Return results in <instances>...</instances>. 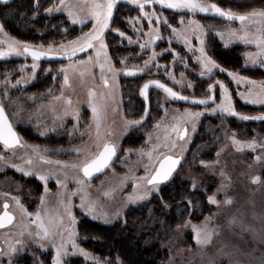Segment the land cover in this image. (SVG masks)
I'll list each match as a JSON object with an SVG mask.
<instances>
[{"label":"rangeland","instance_id":"obj_1","mask_svg":"<svg viewBox=\"0 0 264 264\" xmlns=\"http://www.w3.org/2000/svg\"><path fill=\"white\" fill-rule=\"evenodd\" d=\"M210 1L213 0H204L205 3ZM221 1L225 4L238 2L237 0ZM68 2L74 6V10L81 17L87 14L90 0H68ZM123 2L138 7L132 0H117L113 15L117 7ZM54 3L58 4L59 0H54L47 8ZM227 4L226 8L228 7V10L239 14L250 13L254 9H264V4L252 6L245 10H236ZM158 6L161 5L159 3L147 4L144 12L151 13L155 11L166 17L167 12L158 10L160 8ZM52 13L62 15L61 22H63V25L61 29L69 30L71 26L74 27L70 34L63 35L61 32L58 34L59 36L61 35L59 38L55 37L56 39L45 44L41 42L34 43L20 38L18 35L10 33L7 29H4V31L9 37L30 43L36 47L43 46L44 49H47L50 44L53 47H58L60 43L66 44L68 41L82 35L83 32L89 31L92 27L90 20H86L83 25L79 23L73 24L66 11H54ZM187 15L185 14L184 17ZM141 16H144V14L138 7L136 13H133L129 18L130 24H127L131 29L128 30L129 32L132 29H140L144 26L142 31H145L146 36H148L147 33L150 29L155 28L162 31L163 35L166 36L167 33L171 36L172 27L181 29L187 26V22H184V24H181V21L178 22V16L175 13L167 15L168 19L172 18V22H168L167 25L163 23L157 24L154 21L155 17H153V23L150 25L148 18L146 17L147 19L143 21ZM191 20L199 21L200 24L205 26L203 39L205 40L206 52L209 56L211 55L210 51L212 52L213 50L211 48V39L213 37H217L223 42L222 46L228 48V50L235 46L238 50L236 55L239 54V56L234 57L231 53H223L224 50L220 51V49L215 47V54L222 52L221 55L224 57L222 59H225L227 55L229 61L227 69L223 68L226 71H218L216 73L217 77L213 79H208L210 75H205L206 77L200 76L199 73L202 69L199 71L197 65H194L196 69L193 66L191 70L177 69L173 66L163 71H161L162 69L148 70L145 75L159 77L162 76L160 73L164 72L168 82L175 84L186 93L199 94L201 96L207 94L206 91H208L210 84L215 86V83L222 79L221 82L228 88L231 95L235 112L240 115L245 114L242 113V109L246 108V105L264 109V104H253L250 100H246L239 95V93L247 94L250 89L259 91L261 88L259 82L264 81V64L259 62L253 64L251 59L245 55V53L249 52H258V48L254 44L246 45L243 41L236 39L226 43L227 35L222 40L216 34L220 31L227 34L229 27L239 29L240 22L223 20L201 21L196 17V13L193 14ZM14 21L16 22L17 20ZM111 21L110 29L106 30L105 33V42L113 66L120 69L123 66L122 63H124L122 62L124 60L123 55L128 53L130 49L128 48L126 52L122 50L121 53L115 52L114 54L117 57H114V54L111 53L110 39L114 37V34L118 38L120 37L117 32L111 30L113 29ZM168 25H171V27ZM208 26H211V29ZM114 29L125 32L124 27H114ZM251 30L255 31L254 28ZM197 35L198 33H193L190 36V44L193 51L199 56L200 42L197 39ZM173 37L177 39L175 35ZM5 38L3 34H0V39ZM149 39L150 37L148 36L147 41ZM177 40L183 42L180 38ZM3 47L6 49L7 46L3 45ZM187 47L189 50V45ZM177 51H181V48L178 47ZM153 52L161 53V51L157 52V50L152 49V54ZM186 52L189 55L192 54L193 58L197 57L196 54L192 53V50ZM89 56L95 58V49H91L84 56L81 55L78 58L58 62L57 64H37L35 70L32 69V64L36 62L23 56L24 59H17L14 63L7 65L8 69L2 72V74L7 75H3L1 78L2 80L6 77V82H4L6 84L0 88V91L16 122L33 120L32 117L35 113L40 112L44 115V112L51 110L52 101H26L29 97L31 100H35L34 94L36 96L47 94L49 96L57 95V98L63 97L58 102L60 111L57 114L62 115L61 118H56V122H59L66 115H69L62 114L67 109L66 99L69 100V98L64 99V95L68 94L72 95L76 101L70 115L73 116L74 120H78L79 123L77 125H80V129L77 127L76 129L78 130L74 132H84V137L82 140L73 143L72 147L67 150L55 149V151L46 145L36 143V141L28 137L29 145L25 151L19 150L17 153L0 152V155L4 157V159L0 160V209L2 208L1 201L8 200L11 203V209L17 214L16 223L14 222L11 227L9 226L10 228L0 231V243H2L1 240H4L0 264H12V260L17 254L33 250L34 247L40 248L41 245H44L41 247L43 251L51 250L54 257L56 256V250L53 244L60 245L63 241H67L64 249L67 255L74 252L75 249H81L78 246L77 224L74 229H70L69 218L65 210V205H67L69 198L71 200V212L76 218V223H80L85 216L105 223H112L125 214L130 206L140 201L139 198L129 199L130 196H140L150 189L146 181L141 178L146 175L149 176L157 164L156 158H161L167 153L183 155L184 160L174 174H176L178 179L185 178L189 181L190 187L195 183L196 193L201 191L206 197L208 210L202 220L191 221L188 224H176L174 233L167 237L165 241L169 247L164 261L165 264H264V130L253 127V131L247 133L245 132L246 130H239L235 125H232L229 118L231 116L235 117V115H230L219 109L213 112L212 109H215L216 105L221 101L222 89L212 106L202 105L197 107L182 105L180 100L172 97H162V93L157 91L154 96H157L158 99L153 101L151 117L145 122L142 121L143 124L132 125L135 126V131L128 135L126 122L139 120L142 115V104L138 100V80H123L122 72H119L113 78L112 73L105 70L103 75L108 80V85L105 86L104 80L101 78L102 70L99 64H96L95 61L93 64L81 65L78 63L79 61H87ZM176 56L172 60L170 56L164 55L160 62L164 63L168 61L166 59H169V61L175 62L176 66H180L182 64L179 60L181 57ZM15 57L21 58L22 56ZM148 58L146 56L143 60L126 61L124 65H144V61L148 60ZM238 58H240L241 62ZM259 59H264V57ZM196 60L195 62L198 63ZM100 62H104L103 56L100 57ZM217 63L220 65V62ZM69 64H76V68H67ZM221 64L223 65L224 63ZM62 67L67 68V83H65V72L61 71ZM169 72L175 76L176 80L182 79L183 82L175 83L168 76ZM228 72L238 73L239 76L247 77L257 83L255 85L247 82L238 84L228 75ZM181 73H183V78ZM17 81L21 82L17 83ZM189 82L193 85L192 87L187 86ZM40 83L48 85L47 90L43 91L44 93L42 92L43 86L41 92L30 91L35 89V86ZM53 86L56 87L53 88ZM25 88L30 89L27 94L24 92ZM91 90L94 91L91 92L93 95H90ZM92 105L97 106L101 112L99 138L97 137L96 121L93 119ZM88 106L91 113L85 108ZM186 109L191 112H201L202 114L205 112V118L200 116L190 119L185 112ZM258 114L264 115V111ZM193 123H195V131H193ZM186 124L190 127V136L184 140H179L173 128H179L181 131L182 126ZM133 134L137 136L134 138L135 140L132 138ZM126 137H130L128 142L125 141L127 144L123 141L126 140ZM233 137L241 143L239 145L235 144ZM108 140L119 142V157L100 176L86 179L82 176L79 166L98 152L97 144L102 145ZM253 140L256 141L255 148H248L247 143ZM172 141H175L177 145L174 149L171 148ZM165 143L169 145L167 148L163 147ZM149 152L153 155L152 162L149 161L147 155ZM142 153L144 154L142 155ZM256 157H260V159L257 160ZM29 159L32 161L31 164L27 163ZM201 161L204 162L203 165ZM13 164L19 165L25 171L33 173V175H24L16 168L11 167ZM73 165H77V167L74 168ZM145 165H148L147 172L145 171ZM39 175L48 177L46 183L47 192L45 191V182L39 180ZM256 176H259L260 180L254 182L253 177ZM76 179L84 180V183L77 184ZM57 180L63 181V186L58 184ZM134 185H139V187H134ZM152 192L153 190L151 194ZM4 193L8 195L5 196ZM73 193L75 194L73 195ZM196 193L194 192V195ZM213 195H215L218 204L209 202L208 197ZM42 196L44 197L43 204L40 202ZM12 197H19L27 212L33 215L31 217L27 216L17 206ZM229 198L231 203H225L226 199ZM82 204L85 206L81 207ZM89 206H91L92 211H88ZM37 211L40 212L46 225L49 224L51 219L55 235L43 240L36 236V232L39 229L37 224L32 221L35 220ZM61 219L63 220L62 225L59 223ZM193 226L202 230V239L210 238L209 243L197 244L194 237L185 241L183 237L185 228H193ZM70 230H74L76 233L72 237V240L78 246L75 249L71 246L72 240H69ZM60 233L63 234V238ZM17 241H20V243H17ZM13 248L15 251H12ZM42 252H39L38 256L41 264L44 263L43 256L41 257V254H44ZM67 255L61 256V264H65L64 260ZM107 264L123 263L118 258Z\"/></svg>","mask_w":264,"mask_h":264},{"label":"snow or ice","instance_id":"obj_2","mask_svg":"<svg viewBox=\"0 0 264 264\" xmlns=\"http://www.w3.org/2000/svg\"><path fill=\"white\" fill-rule=\"evenodd\" d=\"M7 2V0H5ZM117 0H90L88 12L86 15L81 17L77 11L74 10V6L68 2V0H59V3H54L51 7L45 9L46 12L52 13V12H63L66 11L68 17L72 20L73 24L79 23V24H85L86 20H90L92 22V27L89 31L83 32L82 35L76 37L73 40L68 41L65 43H60L58 47H53V45H49L47 49H44L43 46H40L39 48L34 47L32 44L17 40L15 38L9 37L8 34L4 31L3 24H0V34H3L5 39H0V57L5 56H28L30 55L33 59V61H38L41 57L45 56H53V55H60V56H66L69 60L73 56L76 55L78 52H86L88 49H95V58L92 56L88 57L87 61H79L78 63L83 64H93L95 61L96 64H99V67L102 70V76L101 78L104 80L105 86L108 85L107 77L103 75V72L106 70L108 72H111L113 75V78L119 73L123 72L127 76H134L138 72H144L145 68L148 67L149 64L153 63L155 61L157 53L153 52L152 56L149 57L148 60L144 61V68H139L137 66H133L132 68H123V69H117L113 66L111 59L109 58L108 51H107V44L105 42V33L106 30L110 29V21L113 17V9L116 5ZM133 3H136L140 10L143 12L144 16L148 18L149 24L151 25L153 23V17H155V22L157 24L163 23L168 24V19L166 17H163L161 14L156 13L155 11L149 13L144 12L145 5L147 4H155L159 3L161 6L167 7L168 9H180V10H187L189 13L195 14L197 12L201 13H213L221 18H225L229 21H239L240 22V28L239 29H232L231 27L228 28L227 34L223 31L217 32L216 34L220 36L222 40L225 39V36L227 35L226 43L231 42L232 40H240L243 41L244 44H254L258 48V52L256 53H245L247 57H249L253 64L255 63H261L264 64V59H259L261 57H264V9H254L250 13H244V14H238L234 13L231 10H225L221 8L216 3H205L204 0H132ZM83 11V9H81ZM139 19V18H137ZM181 24H184V18H181ZM171 27V25H168ZM209 29H211V26H208ZM255 29V31H252L251 29ZM112 31L117 32L120 36H125V33L120 32L119 29H111ZM136 31H140L139 29H135ZM172 33L177 37L183 40V42L187 45H189V50H193L190 44V36L193 33H198L197 39L200 42V47L198 49L200 55L196 57L197 62L201 66V71L199 73L200 76L210 75L214 69H220V71H226L225 69L220 68V66L217 64V62L207 54L206 52V46H205V40L203 39V36L205 35V26L200 24L199 21L196 20H188L187 26L181 29H177L172 27L171 28ZM155 33V35L153 34ZM159 29H150V31L147 33V35L150 37L148 41L145 43L139 44L140 48L145 49L148 47L149 44L155 43L157 39H161L159 36ZM129 43H132L131 37H128ZM136 43H139L137 41ZM3 45H6V49L3 47ZM98 45V46H97ZM170 49H166V51H169ZM103 56L104 62H100V57ZM126 60V58H124ZM124 62V60H122ZM158 66V65H157ZM37 67L36 63L32 64V69L35 70ZM159 67V66H158ZM67 68H76V64H69ZM67 68L61 69V71L65 72V83L68 82V76H67ZM23 70V67H22ZM82 75V73H81ZM228 75L235 80L238 84L241 82H247L249 84L255 85L256 81H251L247 77L239 76L238 73L235 72H228ZM168 76L173 79L175 83H182L181 80H176L175 76L169 72ZM181 77L183 78V73H181ZM21 81H17V83H20ZM219 84L220 89H222V98L219 104L216 105L215 109H212L213 112H215L217 109H219L222 112H227L230 115H236L240 116L243 120H264V115L261 116H241L239 113L235 112L234 107L232 106V100L231 95L229 93L228 88L224 85L223 82H217ZM261 85V88L259 91H256L255 89H250L247 94L245 93H239L241 97H243L246 100H250L253 104H264V81L259 82ZM150 85H155L157 89H162L165 93L168 94V96L172 98H179L182 100H188L189 97L182 96L180 93L174 91L171 87H168L166 84L162 83L159 80H149L146 83H144L143 87L140 89V94L147 99V90L149 89ZM188 87H192L193 85L189 82L187 84ZM213 85H209L208 88L211 91L213 89ZM90 95H93V93L90 92ZM209 101L215 102V96L209 95L205 98L195 100L193 99V103L201 104V105H207ZM71 103V101H69ZM148 109H145V113H147ZM92 112H93V119L96 121V127H97V137L100 136V119H101V112L100 109L92 105ZM188 118H198L202 115L201 112H191L189 110H185ZM144 117H141L140 120H132L127 121L126 126L131 125H138L142 122ZM159 127V125H157ZM173 131L177 133V137L179 140H184L187 136V129L185 128L183 131H180L179 128H173ZM193 131H195V123H193ZM233 142L237 145H239L241 142L238 140H235V137H233ZM0 144L3 145L5 149H13L16 146L23 147L24 145L21 144V139L18 136L17 132L14 130L12 123L9 121L7 114L5 113L4 106L0 104ZM169 145L165 143L163 147L167 148ZM256 146V141L253 140L251 142L247 143L248 148L254 149ZM177 145L175 141L171 142V148H176ZM97 148L101 149V145L97 144ZM144 153H142L143 155ZM116 155V145L110 142H104L102 145V150H99L91 159H86L82 165L79 167L81 168L84 177L90 178L92 177L93 173L100 172L102 169L109 166V162L112 160V158ZM149 157V161H153V155L151 152L147 153ZM4 159L3 155H0V160ZM43 159V157H41ZM182 159V156H172V155H165L162 158L157 157L156 163L159 164L158 167H154V171L151 174L150 178L146 175L145 177H142L141 179L145 180L147 185L151 186L149 190H146L142 195L137 197L130 196L129 199L139 198L142 199L145 196H148L151 194L152 190H157V186L163 182H167L172 177L173 172L176 170L177 166L180 164V161ZM257 160L260 159V157H256ZM31 160L29 159L27 163L31 164ZM201 164L203 165L204 162L201 161ZM11 167L16 168L18 171L22 172L24 175H33V173L25 171L24 168L20 167L19 165L13 164ZM73 167H77V165H73ZM145 171H148V165H145ZM39 180L45 182V191L47 192L46 183L48 177L46 175H39ZM260 180L259 176L253 177V181L257 182ZM58 184H61L63 186V181L57 180ZM77 184H83L84 180L76 179ZM134 187H139V185H134ZM193 189H195L196 185L193 183L192 185ZM220 191V189H218ZM75 193H73L74 195ZM5 196H7V193H4ZM13 200H15L17 206L25 212V214L29 217H31L33 214L28 213L27 210L24 208V205L21 204L19 197H12ZM208 200L211 204H218V201L216 200L215 195L209 196ZM41 204L44 203V197L42 196L40 198ZM63 203V201H61ZM191 203V201H188ZM225 203H231V199H226ZM85 205L82 204L81 207H84ZM167 207V205H165ZM9 204L7 201L3 204V213L0 214V227H4L5 224H11L14 217L13 215L8 211ZM65 210L67 212V216L69 218V224L70 229H74V226L76 225V218L73 216L71 212V200L69 198V201L67 205H65ZM88 211H92L91 206L88 207ZM34 224H37V227L39 231L36 232V236L40 239H47L50 236L55 235L56 233L53 231V222L49 221V224L46 225L43 218L41 217V214L39 211L35 213V220L32 221ZM59 223L62 225L63 220L61 219ZM192 231L195 233L194 240L197 244H206L209 243L210 238H201V229L193 226ZM23 234V233H21ZM31 234V233H30ZM61 237L63 238V234L60 233ZM76 235L74 230H70L69 234V240H72V237ZM17 243H20V241H17ZM67 244V241H63L60 245L53 244V247H55L56 250V256L53 259V264H61V256L67 255V252L64 251L65 245ZM44 245H41L43 247ZM71 246L75 249L78 246L76 245L75 241L72 240ZM12 251H15L13 248ZM80 253L83 254L86 258L89 257V253L85 252L83 249H79ZM95 264H101L99 258H94Z\"/></svg>","mask_w":264,"mask_h":264},{"label":"trees","instance_id":"obj_3","mask_svg":"<svg viewBox=\"0 0 264 264\" xmlns=\"http://www.w3.org/2000/svg\"><path fill=\"white\" fill-rule=\"evenodd\" d=\"M53 1L11 0L7 3H0V24H3L4 29H7L10 33L34 43L46 44L57 37L59 38L61 35L58 34L61 32L63 35H68L74 27L71 26L69 30L61 29L63 25V22H61L62 15L45 11ZM237 1L227 5L236 10H245L252 6L264 4V0ZM216 2L223 7L226 6L221 0H216ZM136 10H138L137 6L127 2L121 3L112 17L113 29L114 27H124L125 31L131 30L127 24H130L129 18L133 13H136ZM113 36L110 39L111 53L114 54L121 50L126 52L128 47L122 46L120 48L117 45L118 36L115 34ZM216 48L220 51L224 50L223 52L227 50L234 57L239 56V54L236 55L238 50L235 46L228 50L217 44ZM219 53L222 54V52ZM111 56L113 55L111 54ZM217 57L220 59V56ZM238 60L240 61V58ZM15 61L11 59L0 62V81L3 76L2 72L8 69L6 66ZM57 63L50 62V64ZM38 87L42 88V83ZM134 99L137 98L134 97ZM243 109L242 113L249 116H257L256 114L264 111L262 107L257 109V107L250 105H246V108ZM229 120L237 129H244L247 133L253 131V127L264 130V120H243L240 116H231ZM189 136L190 132L187 138ZM208 137L206 138L208 139ZM148 187L151 188L149 185ZM194 192L196 193L195 189L190 187L189 181L185 178L178 179L174 174L169 181L159 184L157 190H153L152 194L130 206L125 214L112 223H105L85 216L80 223H76L79 234L78 246L89 253V257L86 258L79 250L75 249L74 252L66 256L64 263L95 264L94 258H99L101 264H107L119 258L123 264H165L164 261L169 251L165 241L167 237L174 233L176 224H188L191 221L202 220L207 213L208 204L205 195L201 191L194 195ZM188 201H191V203ZM193 235L192 228H185L183 235L185 241L193 238ZM42 251L41 247H34L33 250L17 254L12 260V264H41L38 256L39 252ZM42 253H44L41 254L44 259L42 264H53V252L46 250Z\"/></svg>","mask_w":264,"mask_h":264},{"label":"flooded vegetation","instance_id":"obj_4","mask_svg":"<svg viewBox=\"0 0 264 264\" xmlns=\"http://www.w3.org/2000/svg\"><path fill=\"white\" fill-rule=\"evenodd\" d=\"M7 2H10V1H7ZM7 2H5V0H1L0 1V3H7ZM209 3H216L221 8H223L225 10H228L227 9L228 7L227 8H226V6L223 7L220 3H217L214 0L213 1H210ZM158 7H160V8H158V10H162L163 12H167V14H166L167 19H168V16L167 15H169L170 13L177 14V16H178V22L181 21V17L184 18V22H187L188 20H191V18L193 16V14L192 13H189L187 10L168 9L167 7H164V6H158ZM185 14H188V15L186 17H184ZM196 17L199 20H201V21H222V19H218V18L209 16L206 13H201V12H197L196 13ZM141 19L143 21H145V19H147V18L145 16H141ZM171 19L172 18H169L168 19V22H172ZM223 21H227V20H223ZM137 29H139V28H137ZM142 29H144V26H142L139 29L141 31H136V30H132L130 32L129 31H125V32L122 31L123 33H125V36L122 37V36H120L118 34L120 37H119V40L117 42L118 43V46L120 48L122 46H126V47H128L130 49V51L128 53H126V54L123 55V58H126V60L124 59V63H126V61L129 62V61L134 60V59H137V60H141L142 59L143 60L146 56L151 57L152 56V49L157 50V52L161 51L160 54L157 53L158 55L156 56L155 61L153 63L149 64L148 67L145 68V71L144 72H138L136 75L130 76V77L127 76V75H125L122 72L123 73V80L124 79L125 80H129V81H131V80L132 81L138 80V84H139L138 85L139 86V90H138L139 91L138 92V100H139V103L142 104V115H141V117H144V119L142 121L145 122L148 118L151 117V108H152L153 101L158 99L157 96H154V93L155 92L159 91L160 93H162V97H164V96L170 97L162 89H157L155 87V85H152L148 89L147 99H145V97L140 94V89L143 87L144 83H146L149 80H159L162 83H164V84L168 85L169 87H171L174 91L179 92V93H181L183 95L192 97V98H205V97H207L209 95H214L215 96V102H216L217 97H218V93L221 92V89H220L219 84L217 82L215 83V86L213 87V89L211 91L208 89V91H206L207 94L205 96H201L199 94L198 95L197 94L194 95V94L186 93V92L183 91V89L178 88L175 84H173L171 82H168V80L165 77V73L164 72L160 73L162 76H159V77H153V76H150V75H147L146 76L145 73L148 70L155 71V70H161L162 69L161 71H163V70L170 69L172 66L175 67V68H177V69L191 70L192 69L191 67H193L194 65H197L199 71H200L201 67H200V64L199 63H196L195 62L196 57L193 58L192 57V54L191 55L187 54L186 51L189 52L187 45H185L184 42H182L180 40H177L178 38L175 39L173 37L174 34L172 32H171L172 33L171 36H169V34H167V33H166V36H165V35H163L162 31H159L158 34L161 37V39H157L155 41V43L149 44L148 47L145 48V49L140 48L139 44L145 43L147 41V37H148V36H146L145 31H142ZM154 35H155V33H154ZM133 36H135V37H133ZM128 37H131V39L133 41L132 43H129ZM137 41H139V43H136ZM222 43L223 42H221L217 37H213L211 39V48L213 50H212V52L210 51V54H211L210 56L211 57H214L213 59L216 62H220V65L218 63L217 64L220 66V68L223 69V68L228 67L227 65H228V61H229L228 59H229V57H227V55H226L225 56V59H222L224 57H222L221 53L215 54V47H217V44H220L223 49H228L226 47L224 48V46H222L223 45ZM34 47H36V46H34ZM178 47L181 48V51L182 52L181 51H177V48ZM36 48H39V47H36ZM166 49H170V50L169 51H166ZM226 52H227V50H225V52H223V53H226ZM119 53H121V51H119ZM192 53L196 54V52H194L193 50H192ZM164 55L165 56H170L172 60H174L173 58L174 57H177L176 55H178V56L181 57L179 60H180V63H182V64L180 66H176L177 64L175 62L169 61V59H166V61L168 60L167 62H164V63L163 62H160V61H162V57ZM172 55H173V57H172ZM187 55H189V56L187 57ZM196 55L198 56V54H196ZM217 56H220V59ZM114 57H117V56H115V54H114ZM11 58L13 60L23 59V56L21 58H18V57H15L14 55H11ZM25 58L30 59V60L33 61V59L30 58L29 56H25ZM34 62H36V64H39V65L50 64V62L49 63H47V62H41V61H34ZM124 63H122L123 66L120 69H123L125 67H127V68H132L133 67L131 65H124ZM139 63H140V61H139ZM221 63H224V64L222 65ZM136 66L139 67V68H144L145 67V65H141V64H138ZM195 69H196V67H195ZM213 71L214 72H212L209 77L207 76L208 79L216 78L217 77V74L216 73L218 71H220V69L219 68L218 69H214ZM3 75L5 76L7 74H3ZM204 77H206V76H204ZM5 78H3L0 81V88L3 87L4 84H6V83H4V82H6L5 81ZM221 81H222V79H220L218 82H221ZM37 85L39 86V84H37ZM38 86L35 89H32V90H30L29 88H25L24 89V92L26 94L29 92V90L30 91H34L35 90V92H37V91L38 92L39 91L41 92V90L44 88L42 90V92H43L44 90H47V86L48 85L47 84L46 85H42L43 88H39ZM20 87H21V85H20ZM55 87L56 86H53V88H55ZM90 92H94V91L91 90ZM34 96H35V100H31L30 97L27 98V99L25 97V99H26V101H29V102H33V101L34 102H39V101H44V102L45 101H52V108H51V110H48V111L44 112V115L45 116L42 115V113L38 112V113H35V115L32 117L33 120H29V121L28 120H21L18 123V122H16V119L12 115V113H11V111H10V109H9V107H8L5 99L3 98L1 91H0V104H2L4 106V109L6 111V114H7L8 118H9L10 122L12 123L14 130L17 132L18 136L21 139V144L24 145L23 147L16 146L13 149H5L3 147V145L0 144V152L3 151L4 153L5 152H10V153L16 152L17 153L19 150L20 151H25V149L29 145L28 144L29 141L27 139L28 137H29V139H32V140L36 141V143H38L40 145H46L47 147H49L50 149H52L54 151H55V149L67 150L68 148L72 147L73 143H76L79 140H82L83 139V137H84V134L83 133L84 132H81V133H79V131L77 133L74 132L75 130H78V129H76L77 127L80 129V125L78 126L77 125L79 123L78 120H74L73 116L70 115L71 114L70 112L74 108L75 102H76L74 100V98H73L72 95L71 96L68 95V94H65L64 95L65 96L64 99L65 98H69V100L66 99L67 109L62 114H64V115L65 114H69V115H66V117L62 118L59 122H56V118L59 119V118L62 117V115H58L57 114L60 111L59 110L60 109V105L58 104V102L61 101V99L63 97L60 96V97L57 98V95H50L49 96L47 94H39L37 96H36V94H34ZM94 98H95V95H94ZM58 99H60V100H58ZM72 100H73V104H72ZM69 101H71V103H69ZM180 102H181L180 104H182V105H189V106H194V107L202 106L201 104H190V103H186V102H183V101H180ZM214 103L212 101H209V103L207 105H204V106H208V105L212 106ZM85 108H87L86 110L90 112V110H89L90 107L89 106L88 107H85ZM146 108L148 109L147 113H145V109ZM143 110H144V112H143ZM205 114L206 113L204 112V114H202L201 117L204 116ZM243 115L244 116H249V115H245V114H243ZM243 115H241V116H243ZM257 116H261V115H257ZM141 117L139 118V120L141 119ZM185 126H187V136L185 137V138H187L188 137V134L190 132V127H189L188 124H186V125H183L182 126V129ZM57 127H59V128H57ZM134 129H135V126H132V125L131 126H128L126 132H129L128 135H131L132 132L135 131ZM133 135H134L132 137L133 139L137 137L136 134H133ZM129 139H130V137H126V140H123L124 143L128 142ZM106 142H110V143H113V144L116 145V155H115L113 161L111 162V163H113L119 157V154H120L119 153L120 144L116 140H113V141L108 140ZM102 145H101V149H102ZM101 149H99V150H101ZM167 154H169V153H167ZM170 154L181 155L183 157L182 154H175V153H170ZM183 160H184V157H183ZM42 161L44 162V160H42ZM111 165L108 166L104 171H106L109 167H111ZM80 171H81L82 176L84 177L81 168H80ZM104 171H102L101 173H99V174H97V175H95L93 177H90V178L98 177L102 173H104ZM5 201H7V203L9 204L8 211L12 212L14 214V218L16 219L17 218V214L11 209V203L8 200H2L1 201L2 208L0 209V214L4 211L3 204L5 203ZM10 227H11V225H10ZM10 227L8 226L6 228H1L0 231L1 230H4V229H8ZM1 242L2 243H0V247H1L0 254L3 251L2 244H3L4 240H1Z\"/></svg>","mask_w":264,"mask_h":264},{"label":"water","instance_id":"obj_5","mask_svg":"<svg viewBox=\"0 0 264 264\" xmlns=\"http://www.w3.org/2000/svg\"><path fill=\"white\" fill-rule=\"evenodd\" d=\"M1 1V0H0ZM7 1H11V0H7ZM206 14H208L209 16H212V17H215V18H218V19H222V20H227V19H225V18H221V17H219V16H217V15H215V14H213V13H206ZM227 21H229V20H227ZM232 22H239V21H232ZM89 50H91V49H88L86 52H78V53H76V55L75 56H73L71 59H73V58H77V57H79V56H81V55H83V54H85V53H87ZM30 58H32L30 55H28ZM11 59V56H5V57H0V62H4V61H9ZM66 60H69L68 59V57H66V56H60V55H53V56H45V57H41L38 61H41V62H47V63H49V62H62V61H66ZM150 86H152V85H150ZM168 86V85H167ZM169 87V86H168ZM150 88V87H149ZM147 92H148V90H147ZM179 93V92H178ZM181 94V93H180ZM182 96H186V95H183V94H181ZM187 97H189V96H187ZM177 100H180V101H183V102H186V103H190V104H196V103H193V99H195V100H199V99H202V98H192V97H189V99L188 100H182V99H179V98H176ZM5 113H6V111H5ZM9 119V118H8ZM10 121V120H9ZM187 129V126H185L181 131H183L184 129ZM102 150V149H101ZM166 155H172V156H174V157H176V156H181V155H174V154H166ZM165 156V155H164ZM115 157V156H114ZM114 157L112 158V160L109 162V164L113 161V159H114ZM163 157V156H162ZM161 157V158H162ZM182 161H183V157H182V159H181V161H180V164L177 166V168H176V170L181 166V164H182ZM159 166V164L157 163L156 164V166L155 167H158ZM108 167V166H107ZM106 167V168H107ZM106 168H104V169H102L100 172H97V173H93V175H92V177L93 176H95V175H97V174H99V173H101L102 171H104ZM176 170L173 172V174L176 172ZM153 171H154V169L152 170V172L150 173V175L148 176L149 178H150V176H151V174L153 173ZM173 174H172V176H173ZM164 183V182H163ZM10 212V211H9ZM3 213V212H2ZM1 213V214H2ZM12 215H13V217H14V214L12 213V212H10ZM14 220H15V218L13 219V221H12V223L14 222ZM11 223V224H12ZM11 224H5V226L4 227H0V229L1 228H6V227H8V226H10ZM0 251H1V247H0Z\"/></svg>","mask_w":264,"mask_h":264},{"label":"bare ground","instance_id":"obj_6","mask_svg":"<svg viewBox=\"0 0 264 264\" xmlns=\"http://www.w3.org/2000/svg\"><path fill=\"white\" fill-rule=\"evenodd\" d=\"M83 56H84V55H83ZM77 58H78V57H77ZM111 164H112V163H111ZM111 164H110V165H111ZM110 165H109V166H110ZM16 221H17V218L15 219V221H14V222L16 223ZM14 222H13V223H14ZM13 223H12V224H13Z\"/></svg>","mask_w":264,"mask_h":264}]
</instances>
